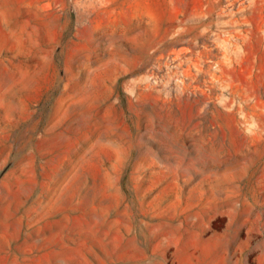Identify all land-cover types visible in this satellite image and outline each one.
Returning <instances> with one entry per match:
<instances>
[{"label": "rangeland", "instance_id": "374dc122", "mask_svg": "<svg viewBox=\"0 0 264 264\" xmlns=\"http://www.w3.org/2000/svg\"><path fill=\"white\" fill-rule=\"evenodd\" d=\"M0 264H264V0H0Z\"/></svg>", "mask_w": 264, "mask_h": 264}]
</instances>
